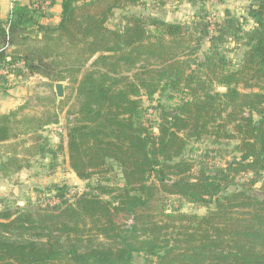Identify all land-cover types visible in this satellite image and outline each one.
<instances>
[{"label":"trees","instance_id":"16d2710c","mask_svg":"<svg viewBox=\"0 0 264 264\" xmlns=\"http://www.w3.org/2000/svg\"><path fill=\"white\" fill-rule=\"evenodd\" d=\"M185 1L198 9L191 23L131 13L113 28L117 11L148 0H63L58 25L41 24L52 16L42 0L14 2L0 65L20 79L65 71L56 84L68 80L74 105L56 147L42 132L58 116H30L29 104L0 114V144L30 136L26 154L64 153L87 186L3 204L0 264H264V0L245 18L225 10L214 29L211 0ZM227 45L241 52L237 68ZM9 82L0 77L2 93ZM18 145L4 177L32 167ZM176 198L207 213H184Z\"/></svg>","mask_w":264,"mask_h":264},{"label":"rangeland","instance_id":"374dc122","mask_svg":"<svg viewBox=\"0 0 264 264\" xmlns=\"http://www.w3.org/2000/svg\"><path fill=\"white\" fill-rule=\"evenodd\" d=\"M250 4V0H211L205 4L208 11V20L213 25L219 22L224 17L225 10H230L237 17H246V10ZM154 0H148L147 6L128 8L126 11H117L116 16L109 22L110 27H119L123 24L122 17L126 14H137L144 16H154L168 22H185L191 23L195 20L197 15V8L192 7L185 0H173L167 3L163 8L154 6ZM248 27V24L246 25ZM213 27V26H212ZM214 29V28H213ZM212 29V30H213ZM209 44H203L202 53L206 52ZM227 56L232 60L234 66L237 68L241 60V52L234 49V45H227ZM67 75L65 71L54 72L50 78L34 76L27 79H11L10 86H15L17 89L27 88L26 98L28 115L42 117L48 114H56L58 116V123L52 129H45L42 136L48 138L52 147H56L61 139L64 138L66 126L69 119L67 112L69 108L74 105L73 89L68 80L61 82L64 86V97L59 98L56 94V80L58 74ZM26 85H23V83ZM148 106L147 101L145 102ZM152 119L155 114L151 111ZM204 148L203 145H194ZM116 173L120 176L119 171ZM3 184V185H2ZM67 186L74 194L82 192L86 189L87 183L80 181L76 175L70 170L67 156L60 153L54 159L47 157V159H40L37 157L33 160L31 170L29 173H19L8 179V183L0 179V186L3 194L0 195L4 205L16 207L25 205L26 202L31 201L32 198H39L40 192L46 191L44 188L51 185ZM42 200H46L43 197ZM179 199H173L172 204L174 208H180L184 213H196L204 215L207 209L204 207L195 206L186 202H179ZM134 264H145L141 256H136Z\"/></svg>","mask_w":264,"mask_h":264},{"label":"crops","instance_id":"0c3cea01","mask_svg":"<svg viewBox=\"0 0 264 264\" xmlns=\"http://www.w3.org/2000/svg\"><path fill=\"white\" fill-rule=\"evenodd\" d=\"M36 0H0V22L1 21H6L11 13L12 7L14 6V2H19L21 4H29L32 2H35ZM62 1L63 0H50V2H53L54 5L53 7L49 8L50 6H47L44 8H48V11L52 16L50 18H43L40 20L41 24L47 25V24H53V25H58L60 22L61 18V6H62ZM13 47L10 48V51H13ZM41 77V76H40ZM32 78V77H31ZM42 78V77H41ZM23 85H26L24 82ZM11 88L8 90L7 94H4L0 91V114H7L12 110H16L23 104H27L28 99L26 98L27 94V88H20L17 89L15 86H10ZM30 106H28V109ZM28 109L24 111V113H28ZM23 142V143H22ZM21 143L20 145H18ZM17 146V151L18 153L17 156L21 159H28L31 160L33 163V160L35 157H30L28 154H26L25 148H30L32 146V141L30 140V136H25L22 137L21 139L18 140H12L8 141L5 143L0 144V165L6 161V159L13 154V149ZM31 170V167L28 169H23L19 173H29ZM19 173H15L11 175L10 177H4L3 174L0 172V179L8 183V179L12 178L14 175H19ZM3 185V184H2ZM2 188L0 186V195L3 194ZM2 197H0V210L3 207V203L1 200ZM34 199V198H33ZM19 205L21 203H18Z\"/></svg>","mask_w":264,"mask_h":264},{"label":"built area","instance_id":"2783aa9c","mask_svg":"<svg viewBox=\"0 0 264 264\" xmlns=\"http://www.w3.org/2000/svg\"><path fill=\"white\" fill-rule=\"evenodd\" d=\"M42 3L44 4L45 7L50 6V0H42ZM13 8V7H12ZM213 26V25H212ZM213 28V27H212ZM12 68L14 69H19V68H23V64H17L15 66H13ZM0 77H7L9 78V80L11 79H20V78H16L8 69V67L6 66H1L0 65ZM53 127H55L56 125H52ZM52 126L47 127V129H52ZM75 193L73 194L71 191L68 192L67 197L70 198L72 196H74ZM57 203L56 201H53V204Z\"/></svg>","mask_w":264,"mask_h":264},{"label":"water","instance_id":"95a60500","mask_svg":"<svg viewBox=\"0 0 264 264\" xmlns=\"http://www.w3.org/2000/svg\"><path fill=\"white\" fill-rule=\"evenodd\" d=\"M55 89H56V94L59 98L64 97V86L62 83H57L55 85Z\"/></svg>","mask_w":264,"mask_h":264}]
</instances>
